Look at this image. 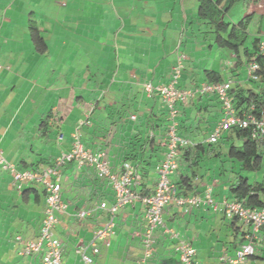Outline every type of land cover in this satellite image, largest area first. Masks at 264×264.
Returning a JSON list of instances; mask_svg holds the SVG:
<instances>
[{
	"label": "crops",
	"instance_id": "0c3cea01",
	"mask_svg": "<svg viewBox=\"0 0 264 264\" xmlns=\"http://www.w3.org/2000/svg\"><path fill=\"white\" fill-rule=\"evenodd\" d=\"M245 3L246 16L252 15L250 25L260 16L256 33L263 34L264 0ZM199 4L200 0H0V148L6 159L21 170L53 167L79 132L85 148L108 152L114 172L120 173L125 161L138 165L141 180L135 190L153 194L164 159L160 143L170 122L160 96L144 90L146 81L168 84L181 59V89L201 88L210 82L207 71H213L222 81L233 80L230 94L237 107V94L264 93L263 82L247 79V55L240 49L239 59L217 44L216 25L199 15ZM34 28L45 41L44 53L33 41ZM253 35L251 45L259 36ZM250 46L244 47L251 51ZM177 106L179 134L187 144L170 178L180 196L195 193L205 199L210 193L215 205L166 206L164 225L153 234V256L145 261V205L137 200L113 216L100 208L101 202H115L110 183L99 180L92 168L69 162L59 168L66 208L58 214L56 234L63 245V264H84L81 247L91 252L95 231L112 217L114 233L109 244L97 242L100 254L94 264H181V240L196 249V264H223L224 255L235 257L247 242L250 230L226 218L223 203L237 199L232 192L237 182H261L264 171L261 175L247 169L233 157L232 147L243 145L235 132H223L217 143L209 141L223 117L217 95L197 93ZM259 153L264 169V143ZM44 210L43 187L29 184L19 190L0 166V261L42 264L40 256L19 254L22 242L17 237L38 238ZM82 211L88 212L84 219L78 217ZM244 264H264V229L255 236L254 255Z\"/></svg>",
	"mask_w": 264,
	"mask_h": 264
},
{
	"label": "built area",
	"instance_id": "2783aa9c",
	"mask_svg": "<svg viewBox=\"0 0 264 264\" xmlns=\"http://www.w3.org/2000/svg\"><path fill=\"white\" fill-rule=\"evenodd\" d=\"M264 49V45L262 46ZM263 51V50H262ZM1 67V66H0ZM183 70L180 59L173 69L171 81L168 84L154 85L150 81L143 84L144 90L149 95H158L168 109L169 125L166 136L160 145L164 149V159L158 167V179L156 189L151 195H142L135 190L140 185L141 175L139 168L132 162L125 161L123 170L120 173L113 171L108 152L106 150L92 151L86 149L81 142L79 132L73 135L71 150L59 155L53 167L42 170L18 169L14 163L9 162L0 148V166L8 171L19 190L29 184H39L45 192V216L38 238L23 241L19 236L17 240L22 242L19 254L32 257L40 256L42 264H63V245L61 239L56 234L59 223L58 214L66 208L63 203V187L61 183L59 168L69 162L75 161L79 167L92 168L100 180L107 181L113 188L115 202L108 205L101 202L100 208L107 210L113 216L118 210L135 201H140L146 207L145 218L147 227L142 236L144 245V259L153 256V234L164 225L163 212L165 207L171 203L178 205L189 204L191 206L200 204L215 205V201L210 193L205 199L197 194L189 197H182L178 194L175 183L171 180L173 174L179 166V150L187 144L186 139L178 133L179 110L177 104L185 103L195 94H215L219 97L223 105V117L211 134L209 141L217 143L224 131L233 128L249 129L251 138L257 143L264 142V109L259 110L255 102L250 103L244 110L238 112L230 96L233 80L225 82L205 83L196 90H184L178 87ZM247 77L250 80H258L260 70L259 63L252 59L247 65ZM136 119V116H132ZM63 138V135H60ZM224 213L226 218L238 220L246 226L250 232L245 235L246 243L242 244L235 257L224 255L221 260L223 264H244L249 257L254 255L255 236L264 229V207L247 206L237 199L224 201ZM217 206V203H216ZM88 212L82 211L78 214L80 219L86 218ZM115 219L112 217L104 223L103 227L95 231V236L91 242V252L88 247L82 246L80 254L84 264H94L95 256L100 254L98 241L109 244L108 240L114 233ZM181 264H196V249L189 242L181 240L178 243Z\"/></svg>",
	"mask_w": 264,
	"mask_h": 264
},
{
	"label": "trees",
	"instance_id": "16d2710c",
	"mask_svg": "<svg viewBox=\"0 0 264 264\" xmlns=\"http://www.w3.org/2000/svg\"><path fill=\"white\" fill-rule=\"evenodd\" d=\"M239 1L245 0H217L216 2L213 0H200L199 15L204 20L216 25V42L220 47L230 49L237 57L241 49L248 57L247 63L252 61V59H255L259 63L260 70L258 75L261 79V76H264V54L261 53V38H255L253 42L254 46L251 51L244 47L249 37L248 31L252 15L246 16L240 23L232 26L230 23L223 20L227 11ZM32 36L37 50L44 53L46 44L44 39L40 36L38 29H33ZM207 76L210 82H223L220 75L216 72L207 71ZM251 81L255 82V80ZM230 96L232 97L231 94ZM237 98L239 99V106L235 107L238 112H241L253 102L256 103L259 110L264 109V93L259 95L249 91L248 94H237ZM230 131L235 132L236 136L243 141V145L240 148L232 147L231 154L233 157L242 162L245 168L261 171L263 169V157L261 153H259L261 144L251 138L249 129L233 128L229 130V132ZM136 167L139 168L138 165ZM232 192L239 201L244 202L247 206L264 207V177L261 182L256 183H251L247 179H242L232 188Z\"/></svg>",
	"mask_w": 264,
	"mask_h": 264
},
{
	"label": "rangeland",
	"instance_id": "374dc122",
	"mask_svg": "<svg viewBox=\"0 0 264 264\" xmlns=\"http://www.w3.org/2000/svg\"><path fill=\"white\" fill-rule=\"evenodd\" d=\"M247 14V11H246V3L245 1H239V2H236L228 11L227 13L225 14V20L230 23V25H234V24H238L240 23L246 16ZM260 16H257V20L259 21V18ZM256 20V23H252L250 26H249V31H248V38L246 40V44L245 46H250L251 45V40L253 39V34H255V36L259 35L258 37H260L261 39L264 40V23L262 24L263 26L261 27V29L263 30V34H259V33H256L257 32V24H258V21ZM251 48H253V44L250 46ZM222 50V49H221ZM229 52H231L230 49H227ZM226 50V51H227ZM219 59V57L217 58ZM260 83H264V76H261V79L259 80ZM255 82H258V81H255ZM264 171L261 170V175L263 174L262 172ZM0 264H10V263H3L2 261H0Z\"/></svg>",
	"mask_w": 264,
	"mask_h": 264
},
{
	"label": "clouds",
	"instance_id": "9594fccd",
	"mask_svg": "<svg viewBox=\"0 0 264 264\" xmlns=\"http://www.w3.org/2000/svg\"><path fill=\"white\" fill-rule=\"evenodd\" d=\"M261 53L262 54H264V49H262V46L264 45V40L263 39H261ZM263 50V51H262ZM179 62V61H178ZM249 63V62H248ZM248 63H246V69H247V65H248ZM182 64H183V62H182ZM177 65V64H176ZM0 69L1 68H3L2 67V64H1V61H0ZM184 67V66H183ZM174 69V68H173ZM183 71V70H182ZM182 75V74H181ZM246 76H247V70H246ZM247 79H248V77H247ZM259 79H260V77H259ZM259 79L258 80H255V81H259ZM231 80V79H230ZM249 81H251L250 79H248ZM228 81V80H227ZM180 82V81H179ZM223 82H225V81H223ZM207 83H215V82H207ZM234 83V82H233ZM185 90V89H184ZM178 123H179V121H178ZM180 126V125H179ZM179 126H178V133H179ZM224 132H226V131H224ZM180 135V134H179ZM181 136V135H180ZM182 137V136H181ZM264 142H262V143H259V144H263ZM83 144V143H82ZM84 146V145H83ZM183 147V146H182ZM87 149V148H86ZM181 149V148H180ZM71 150V149H70ZM93 151V150H92ZM179 154H180V150H179ZM109 156V155H108ZM179 158H180V156H179ZM110 160V159H109ZM111 164V163H110ZM112 167V166H111ZM98 178V177H97ZM100 180V179H99ZM104 181V180H103ZM238 200V199H237Z\"/></svg>",
	"mask_w": 264,
	"mask_h": 264
}]
</instances>
